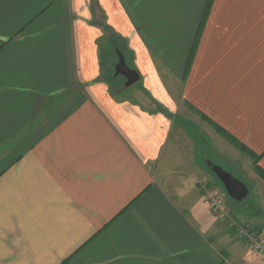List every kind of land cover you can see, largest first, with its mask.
Returning a JSON list of instances; mask_svg holds the SVG:
<instances>
[{"label":"crops","instance_id":"obj_1","mask_svg":"<svg viewBox=\"0 0 264 264\" xmlns=\"http://www.w3.org/2000/svg\"><path fill=\"white\" fill-rule=\"evenodd\" d=\"M206 4L0 0V264H264L203 192L264 173V0Z\"/></svg>","mask_w":264,"mask_h":264},{"label":"rangeland","instance_id":"obj_2","mask_svg":"<svg viewBox=\"0 0 264 264\" xmlns=\"http://www.w3.org/2000/svg\"><path fill=\"white\" fill-rule=\"evenodd\" d=\"M102 59H103V68L105 71L107 70V79L111 81L113 86L118 87V88H125L124 87V82L125 79L123 76H114V65L117 63V55H116V47H119V51H123L124 54L127 56V52L124 48H121L118 45V42L115 40L114 37L111 38V40L103 41L102 42ZM131 59V57H130ZM126 64L129 67V64L126 62ZM139 81L134 83L129 87V89H135L138 87ZM244 149L241 147L240 152H241V168L240 172L237 169V164H229L227 159H223L221 157L218 158H212L210 159L209 163H214L219 165L224 171L232 174L236 179L240 180L243 182L247 188H248V195L243 198L240 201H235L229 197L227 194L226 190L224 189L222 183L218 180V178L215 176V178H211L208 180L207 183H205V188L210 189V190H215L217 193L220 194L222 197L225 207L229 213V215L232 217V219L239 224L244 225L247 229L254 231L255 233L257 232L256 229L262 234L264 232V214L262 215L260 213V209L263 207L264 204V173L257 169L255 162L253 159H249L246 157V153L243 152ZM246 158V159H245ZM206 162V163H207ZM212 163V164H213ZM263 201V202H262ZM259 202V203H258ZM255 204V205H254ZM257 206V208H256ZM261 208H260V207ZM256 210L254 212L253 210ZM210 210V208H209ZM250 210V211H246ZM211 211V210H210ZM243 212L245 215L247 213H253L254 218L252 217L251 220L252 223L246 221V223H242L238 220L237 216L239 218H242L240 215V212ZM216 217L217 214L214 213ZM219 218V217H218ZM220 219V218H219ZM225 224L226 229H231V227L228 225L227 220ZM245 222V221H244ZM257 234V233H256ZM260 235V234H259Z\"/></svg>","mask_w":264,"mask_h":264},{"label":"water","instance_id":"obj_3","mask_svg":"<svg viewBox=\"0 0 264 264\" xmlns=\"http://www.w3.org/2000/svg\"><path fill=\"white\" fill-rule=\"evenodd\" d=\"M115 51L118 61L114 65V76H123L125 79L124 87H130L139 80V74L136 70L128 67L125 57L118 49H115ZM209 165L231 199L240 201L247 196L248 188L244 183L236 179L232 174L224 171L222 168L213 165L212 163H209Z\"/></svg>","mask_w":264,"mask_h":264},{"label":"built area","instance_id":"obj_4","mask_svg":"<svg viewBox=\"0 0 264 264\" xmlns=\"http://www.w3.org/2000/svg\"><path fill=\"white\" fill-rule=\"evenodd\" d=\"M203 192L211 212L217 214L220 219L227 220L228 225L235 230L236 234L245 240L249 252L258 256L264 262V240L254 231L247 229L244 225L236 223L232 219L219 193L205 188L204 185ZM242 264L249 263L244 262Z\"/></svg>","mask_w":264,"mask_h":264},{"label":"trees","instance_id":"obj_5","mask_svg":"<svg viewBox=\"0 0 264 264\" xmlns=\"http://www.w3.org/2000/svg\"><path fill=\"white\" fill-rule=\"evenodd\" d=\"M211 2H212V0H207L206 8L209 7Z\"/></svg>","mask_w":264,"mask_h":264}]
</instances>
